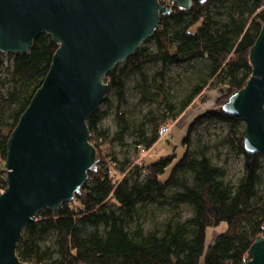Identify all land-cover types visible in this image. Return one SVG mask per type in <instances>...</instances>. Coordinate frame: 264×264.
I'll list each match as a JSON object with an SVG mask.
<instances>
[{
	"label": "trees",
	"instance_id": "trees-1",
	"mask_svg": "<svg viewBox=\"0 0 264 264\" xmlns=\"http://www.w3.org/2000/svg\"><path fill=\"white\" fill-rule=\"evenodd\" d=\"M263 5V0H194L190 9L170 5L172 12L161 15L156 31L145 41H153L155 50L139 47L106 76L118 101L117 130L111 133L100 127L113 106L106 99L105 109L87 120L96 166L71 202L57 211H40L37 220L25 227L17 247L21 260L35 264H244L251 244L264 234V155L246 150L240 116L221 107L209 108L189 123L182 156L173 153L148 163L138 161L161 138L160 126L177 121L204 91L218 92L216 104L222 105L246 85L252 74L250 51L264 23ZM57 49L52 37L43 32L27 53L0 50V74L6 58L12 59L5 94L9 110H0V190L7 186L8 142ZM185 62L193 63L198 73L187 76L185 89L177 93L166 78L167 70ZM147 63L160 68L150 74L145 71ZM135 74L140 102L158 108L138 122H132L123 109L128 79ZM204 119L226 125L217 147L228 145L243 155V173L235 184L226 182L227 170L214 164L209 155L212 145H192L191 131ZM128 136L135 138L136 152L119 162L112 146L125 144ZM182 204L193 211L184 220L179 212ZM151 205H168L175 214L146 229ZM223 222L226 228L210 241L212 230Z\"/></svg>",
	"mask_w": 264,
	"mask_h": 264
},
{
	"label": "water",
	"instance_id": "water-1",
	"mask_svg": "<svg viewBox=\"0 0 264 264\" xmlns=\"http://www.w3.org/2000/svg\"><path fill=\"white\" fill-rule=\"evenodd\" d=\"M193 1L0 0L1 51L27 53L43 32L58 45L8 142L0 264H35L20 259L18 243L40 211L71 202L96 166L87 120L105 100L106 76L154 34L171 4L190 9ZM250 60L246 85L221 108L243 119L246 150L264 155V23ZM244 264H264V234L251 244Z\"/></svg>",
	"mask_w": 264,
	"mask_h": 264
},
{
	"label": "rangeland",
	"instance_id": "rangeland-1",
	"mask_svg": "<svg viewBox=\"0 0 264 264\" xmlns=\"http://www.w3.org/2000/svg\"><path fill=\"white\" fill-rule=\"evenodd\" d=\"M161 1V0H160ZM216 5H219L217 3ZM221 5V4H220ZM264 9V5L262 7ZM223 18V16H220ZM148 46L151 50H155V43L143 42L140 47ZM193 63H181L179 65H172L167 70L166 78L171 85L175 88L177 93L185 89V80L187 76L196 75L198 73L197 68L192 67ZM12 65V59L6 58L5 66L0 74V110L8 111L9 107L5 101V94L9 87V68ZM160 65L147 63L145 65V71L153 74L158 70ZM138 75H131L128 79L126 102L123 105V109L127 112L132 122H138L144 119V116L149 111L157 112L158 108L156 104L141 103L139 95L134 88L135 80ZM173 93V92H172ZM175 94V93H174ZM219 97L218 92L214 90H206L201 94L196 101L178 118L173 122V127L170 134L165 137H161L155 145L148 151H144L140 154V160L138 162L145 161L146 163L157 160L163 155L176 153L179 157L182 156L185 151V147L182 144L183 138L188 133V125L194 121L195 118L206 111L209 108H220L221 105L216 104ZM108 99L112 104V109L104 117L100 127L109 129L111 133L117 130V124L115 121L116 106L118 104L117 97L112 89H108L105 100ZM105 100L102 103L100 110L105 109ZM226 125L218 120L204 119L193 127L191 131L192 145L198 146L200 142L212 145L210 150V157L214 164L224 167L227 170L226 182L235 184L243 173V155L236 150L230 148L228 145H219L225 134ZM135 138L133 136L126 137L125 144L114 143L112 146L114 156L119 162H122L125 158H131L136 152V146L134 144ZM220 153V154H219ZM151 213L145 222V228L150 229L156 222H161L173 218L175 211L166 205L163 208L156 207V205L149 206ZM181 218L184 220L192 216V207L188 204H182L179 208ZM226 223L223 222L218 228H215L210 233V241H213L219 231L226 228Z\"/></svg>",
	"mask_w": 264,
	"mask_h": 264
},
{
	"label": "built area",
	"instance_id": "built-area-1",
	"mask_svg": "<svg viewBox=\"0 0 264 264\" xmlns=\"http://www.w3.org/2000/svg\"><path fill=\"white\" fill-rule=\"evenodd\" d=\"M173 123H165L160 126L159 128V136L160 137H165L168 134H170L171 129H172ZM5 169V168H4ZM4 189H1L0 192H2Z\"/></svg>",
	"mask_w": 264,
	"mask_h": 264
}]
</instances>
